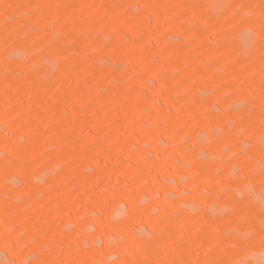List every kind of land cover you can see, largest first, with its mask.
Listing matches in <instances>:
<instances>
[{
    "label": "rangeland",
    "instance_id": "1",
    "mask_svg": "<svg viewBox=\"0 0 264 264\" xmlns=\"http://www.w3.org/2000/svg\"><path fill=\"white\" fill-rule=\"evenodd\" d=\"M0 264H264V0H0Z\"/></svg>",
    "mask_w": 264,
    "mask_h": 264
}]
</instances>
